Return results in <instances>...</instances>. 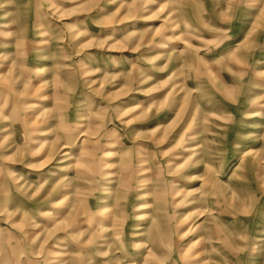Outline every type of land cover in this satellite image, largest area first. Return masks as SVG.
I'll return each instance as SVG.
<instances>
[{
  "label": "rangeland",
  "instance_id": "1",
  "mask_svg": "<svg viewBox=\"0 0 264 264\" xmlns=\"http://www.w3.org/2000/svg\"><path fill=\"white\" fill-rule=\"evenodd\" d=\"M0 264H264V0H0Z\"/></svg>",
  "mask_w": 264,
  "mask_h": 264
}]
</instances>
